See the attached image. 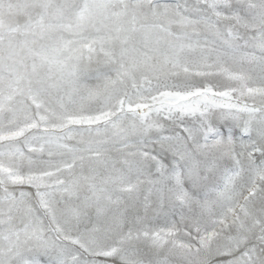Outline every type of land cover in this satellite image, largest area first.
Segmentation results:
<instances>
[{
    "label": "snow or ice",
    "instance_id": "obj_1",
    "mask_svg": "<svg viewBox=\"0 0 264 264\" xmlns=\"http://www.w3.org/2000/svg\"><path fill=\"white\" fill-rule=\"evenodd\" d=\"M0 264H264V0H0Z\"/></svg>",
    "mask_w": 264,
    "mask_h": 264
}]
</instances>
